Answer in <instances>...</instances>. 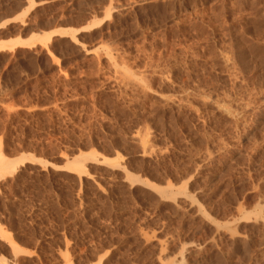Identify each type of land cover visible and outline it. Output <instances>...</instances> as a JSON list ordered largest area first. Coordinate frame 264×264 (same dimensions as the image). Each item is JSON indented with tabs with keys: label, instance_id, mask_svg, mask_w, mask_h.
Listing matches in <instances>:
<instances>
[{
	"label": "rangeland",
	"instance_id": "rangeland-1",
	"mask_svg": "<svg viewBox=\"0 0 264 264\" xmlns=\"http://www.w3.org/2000/svg\"><path fill=\"white\" fill-rule=\"evenodd\" d=\"M61 30L17 46L82 94L21 115L0 84V151L41 160L0 178V231L17 245L0 232V264H264V0H0L1 42ZM12 114L28 137L5 134ZM84 151L79 175L69 161ZM48 169L75 175L79 194L83 176L102 193L136 187V249L100 248L93 233L37 248L43 232L14 222L12 179Z\"/></svg>",
	"mask_w": 264,
	"mask_h": 264
},
{
	"label": "trees",
	"instance_id": "trees-1",
	"mask_svg": "<svg viewBox=\"0 0 264 264\" xmlns=\"http://www.w3.org/2000/svg\"><path fill=\"white\" fill-rule=\"evenodd\" d=\"M35 62L33 49L16 47L13 51L0 50V84L12 91L14 103L20 106L17 113L21 115L26 113L25 108L30 105L37 107L33 114L43 115L46 110H41V107L66 98L76 87L71 81H62V76L61 80L57 78L52 82L48 70L38 71ZM75 89L77 93H83V88ZM65 105L69 107L67 115L74 116L82 103L66 102ZM81 112L85 114L84 111ZM3 113L4 110L0 108V114ZM12 115L14 119L11 123L15 129L6 130L5 134H14L23 129L28 137L30 124L25 125L24 117ZM77 117L78 115L74 116V119ZM82 180L79 194V180L73 174L51 169L27 175L23 170L19 171L12 179V185L17 196L15 202L17 204L19 201L22 202L23 212L15 216L14 222L27 225L32 221V225H27L28 228L34 231L35 235L43 232L46 239L40 240L37 248L56 245L63 240L64 235L80 241L83 236L93 233L96 245L100 248L123 240L121 249L128 248L129 251H134L136 244L130 243L134 240L137 216L127 209V203L130 200L129 193L134 192L136 187L124 193L118 191L102 193L96 188H88L84 176ZM104 222L107 224H103ZM13 234L15 237L19 236L14 232ZM19 237L25 239L18 240L21 245L35 247L33 237ZM114 250L112 249V252Z\"/></svg>",
	"mask_w": 264,
	"mask_h": 264
},
{
	"label": "bare ground",
	"instance_id": "bare-ground-1",
	"mask_svg": "<svg viewBox=\"0 0 264 264\" xmlns=\"http://www.w3.org/2000/svg\"><path fill=\"white\" fill-rule=\"evenodd\" d=\"M107 13H108V11H107ZM106 15V14H105ZM70 32V31H69ZM56 33H58V34H65L66 33V31L64 30H61L60 32H57V31H50V32H42V33H32V34H30L29 35V37H27V38H20V37H14L13 39H8V40H6V41H3V42H1L0 41V50H14L15 49V47H17V45H20V46H32V45H34L35 44V42H39V43H41V44H43V45H46L47 44V42L51 39V37H52V35L53 34H56ZM73 33V32H72ZM70 35H73V34H70ZM73 37V36H72ZM11 38V37H10ZM143 143H145V142H143ZM88 152V151H87ZM87 152H85L84 151V153L83 152H80V154L79 155H77L76 157H73L74 159H72V161H69V162H72V164H71V166L72 167H69V168H71L73 171H75V172H77L79 175L81 174V173H83V172H85V171H82L81 170V167H79V166H81L80 164H81V161L82 160H84V158H90V156H91V154H92V156H93V151L92 152H90V153H87ZM92 156H91V158H92ZM14 157V158H13ZM13 157H11L12 159H10V158H7L1 151H0V178L1 177H3L4 175H8V173H12V172H14L15 170H16V168L18 167L17 165L18 164H22L23 163V161L25 160V159H29V160H40V159H36L34 156H33V154H30V153H22V155H18V157H15V156H13ZM84 157V158H83ZM83 158V159H82ZM107 159V162L109 161V160H111V159H108V157H106ZM82 159V160H81ZM103 159H104V157H103ZM92 160H94V159H92ZM41 161V160H40ZM68 162V163H69ZM137 177V176H136ZM153 187V186H152ZM153 188H155V189H157V190H159L160 192L161 191H164L165 189H164V187H162V186H157V185H154V187ZM166 191V190H165ZM170 193V192H169ZM261 208H263V207H261ZM260 211V210H259ZM264 218V217H263ZM2 234H4V235H2V234H0V235H2V236H5V237H7L8 238V240H9V242L11 243V246H12V250H13V252L15 251H17L16 250V246L14 245V243L15 242H13L11 239H10V235H9V232H5V231H3L2 232V230L0 231ZM173 263V262H172ZM163 264H171V262L170 261H165V263H163Z\"/></svg>",
	"mask_w": 264,
	"mask_h": 264
},
{
	"label": "water",
	"instance_id": "water-1",
	"mask_svg": "<svg viewBox=\"0 0 264 264\" xmlns=\"http://www.w3.org/2000/svg\"><path fill=\"white\" fill-rule=\"evenodd\" d=\"M17 47H20V46H17ZM71 165V164H70Z\"/></svg>",
	"mask_w": 264,
	"mask_h": 264
}]
</instances>
